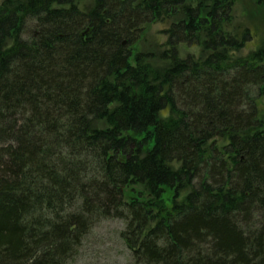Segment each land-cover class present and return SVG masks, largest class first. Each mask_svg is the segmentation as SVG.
Returning <instances> with one entry per match:
<instances>
[{"label":"trees","instance_id":"16d2710c","mask_svg":"<svg viewBox=\"0 0 264 264\" xmlns=\"http://www.w3.org/2000/svg\"><path fill=\"white\" fill-rule=\"evenodd\" d=\"M76 1L0 6V264H76L108 222L125 264H264V42L230 54L234 0ZM169 16L164 64L130 63Z\"/></svg>","mask_w":264,"mask_h":264},{"label":"rangeland","instance_id":"374dc122","mask_svg":"<svg viewBox=\"0 0 264 264\" xmlns=\"http://www.w3.org/2000/svg\"><path fill=\"white\" fill-rule=\"evenodd\" d=\"M14 1L16 0H0V6L4 2L14 3ZM91 3L92 0L76 1V5L80 9H87ZM172 19L173 17L169 16L165 20H156L143 25L141 35L132 48L130 63H133V57L136 53L142 52L154 54V57L150 59L153 66L164 64V61L160 59V55L166 49L167 37L165 31ZM224 28L238 37L242 35L244 30H247L249 36L243 41L242 47L230 53L234 57L245 56L259 49L264 42V8L256 3V0H234L230 20L224 22ZM177 50L182 57H198L200 55V48L188 43L178 45ZM262 60L258 64L264 66V58ZM260 87L257 96L252 93V99L258 116L264 123V81H262ZM253 89L256 91L257 87ZM104 126V123L98 122L94 127L101 128ZM137 193L143 199L148 198L138 184L135 186L128 185L125 190L126 197L135 196ZM171 198V191L166 190L162 199L166 207H169ZM118 226L119 223L117 222H108L96 227L84 241L76 264H125L127 256L117 239L116 229Z\"/></svg>","mask_w":264,"mask_h":264}]
</instances>
